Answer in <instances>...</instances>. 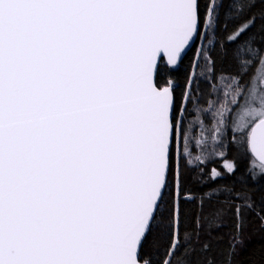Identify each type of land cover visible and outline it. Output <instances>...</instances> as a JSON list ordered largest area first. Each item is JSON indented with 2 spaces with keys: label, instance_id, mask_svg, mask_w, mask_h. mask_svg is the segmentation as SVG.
Wrapping results in <instances>:
<instances>
[{
  "label": "snow or ice",
  "instance_id": "snow-or-ice-1",
  "mask_svg": "<svg viewBox=\"0 0 264 264\" xmlns=\"http://www.w3.org/2000/svg\"><path fill=\"white\" fill-rule=\"evenodd\" d=\"M261 5L0 0V264H240L247 216L264 231V194L253 190L264 183ZM189 56L190 69L226 82L222 101H204L215 118L207 155V139L193 154L185 127L202 100L196 78L190 70L180 97L161 80ZM226 131L259 175L241 173ZM213 155L224 166L199 169L192 215L187 184ZM229 215L235 231L218 260L212 237ZM249 264H264V249Z\"/></svg>",
  "mask_w": 264,
  "mask_h": 264
},
{
  "label": "trees",
  "instance_id": "trees-1",
  "mask_svg": "<svg viewBox=\"0 0 264 264\" xmlns=\"http://www.w3.org/2000/svg\"><path fill=\"white\" fill-rule=\"evenodd\" d=\"M261 8H264V5L258 6L253 11L257 14L260 12ZM258 31V29L256 30ZM259 39V37L257 38ZM198 46H205V47H211L210 45H207L206 42H197ZM192 56H189L184 62V64L177 70H175L174 73L170 74L169 69L165 68L163 72L161 73V80L162 82L166 81L167 79L171 78L176 82V95L177 97H180V95L183 93L185 89V82L188 77V73L191 70L193 76L196 78V82L193 85V96L194 97H201L202 100L197 104L194 100L193 104L189 106V113L186 116L185 120V127L189 131L191 137H192V145L195 146L196 139H199V130L193 129L197 125L198 119L200 117V113L204 114V118H208L209 116V108L208 103H205L204 101H212V100H223V92L226 88V82L221 80L219 77H217L216 80H212L210 76H208L206 73L202 72V69L199 68H191L190 64L192 63ZM217 69L224 70V73L226 74L230 70V65L221 60L217 64ZM201 118H203L201 116ZM210 123V122H209ZM199 124V123H198ZM231 134L230 137H228V134L225 133L226 138L224 139V145H227L229 143V140L231 141V144L233 146V151L231 152L233 156L241 157L243 156V159H239V166L241 173L247 172L249 175H259V167L258 164L255 163V161L252 159L250 155L245 156L244 155V149L240 148V146L236 143V137ZM238 146L240 151L238 152L235 148V146ZM217 152L220 151V148H226L221 146H216ZM212 149H210L211 151ZM209 151V152H210ZM230 153V156H231ZM194 155H197L195 152ZM207 155V154H206ZM216 157V155L212 156ZM247 165V167H246ZM218 160L213 161L212 159H209L207 163L204 166H195L197 167V171L191 173V179L187 184V187L191 189V195L196 199V204H190V212L192 215H195L198 213L199 210V199L203 195V193L199 190V184L202 178V174L200 172V168L203 167L205 169L208 168H216L218 169ZM240 179L243 177L240 176ZM203 179H207V177H203ZM257 192L259 199L261 194H264V183H256L255 187L253 189ZM225 225L222 227L218 232L214 233L212 237V243H213V254L217 257L218 260L224 259V254L228 250V246L231 240V237L235 231L234 229V220L229 215L225 220ZM239 239H242L247 247L242 251V253L237 257V260L240 262V264H249V261H251L254 258V254H258L261 249H264V231H261L260 222L258 218L254 215H248L246 220V227L243 233L242 237H238ZM165 249L163 247H157L153 249V259L156 261H159V259L164 255Z\"/></svg>",
  "mask_w": 264,
  "mask_h": 264
},
{
  "label": "rangeland",
  "instance_id": "rangeland-1",
  "mask_svg": "<svg viewBox=\"0 0 264 264\" xmlns=\"http://www.w3.org/2000/svg\"><path fill=\"white\" fill-rule=\"evenodd\" d=\"M209 116H208V118H204V114H201L200 113V117H199V119H198V122H197V125L195 126V127H193V129L195 130V129H197V130H199V136H200V138L199 139H201L202 141L204 140V139H207V141H208V148H207V150H206V152L204 153L205 155L207 154V152H209L210 151V149H212V140H211V137H210V135L208 134V132L206 131L207 129H209V128H211L212 127V124H214L215 123V118L212 116V112H211V110H209ZM201 116L203 117V118H201ZM210 122V123H209ZM199 123V124H198ZM226 133H227V131H226ZM228 134V133H227ZM232 135H233V133H232ZM234 136L237 138V134L235 133L234 134ZM193 146V145H192ZM219 145H217V147H218ZM193 148L195 149V146H193ZM235 148H237L238 149V152L240 151V149H239V147L236 145L235 146ZM236 149V150H237ZM227 149L225 148H220V151H226ZM194 152L196 153V154H201V151H200V149H195L194 150ZM211 152V151H210ZM219 152V151H218ZM214 156V155H213ZM231 156H233L232 155V153H231ZM210 159H212L214 162L215 161H217L218 160V166H216V167H219L218 169H221L223 166H224V164H223V161H221V159L216 155V157L214 158V157H211ZM253 159V158H252ZM256 163V162H255ZM204 166V165H203ZM258 166H259V164H258Z\"/></svg>",
  "mask_w": 264,
  "mask_h": 264
},
{
  "label": "water",
  "instance_id": "water-1",
  "mask_svg": "<svg viewBox=\"0 0 264 264\" xmlns=\"http://www.w3.org/2000/svg\"><path fill=\"white\" fill-rule=\"evenodd\" d=\"M253 160L257 163V164H260L259 160L258 159H254Z\"/></svg>",
  "mask_w": 264,
  "mask_h": 264
}]
</instances>
